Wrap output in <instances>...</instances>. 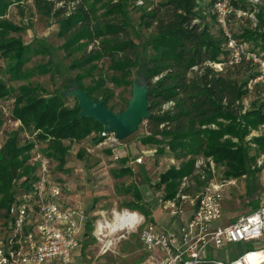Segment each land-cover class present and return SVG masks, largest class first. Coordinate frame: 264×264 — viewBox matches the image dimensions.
I'll return each instance as SVG.
<instances>
[{
	"label": "trees",
	"instance_id": "16d2710c",
	"mask_svg": "<svg viewBox=\"0 0 264 264\" xmlns=\"http://www.w3.org/2000/svg\"><path fill=\"white\" fill-rule=\"evenodd\" d=\"M12 1L0 0V17ZM32 1L36 9L50 13L59 23L58 35L64 39L62 48L67 54L81 51L73 62V67L82 70L75 78L77 85L90 98L101 99L113 109L109 105L113 92L108 85L132 87L137 66L138 45L126 19V2ZM55 1L63 3L53 8ZM138 1L132 2L141 8L140 22L149 30L143 41L148 53L142 76L148 88L150 116L143 120L147 128L141 143L154 145L160 154L165 148L170 150L179 163L160 174L157 186H164L163 197L174 196L180 179L193 171L195 159L200 156L212 157L223 166L225 177L250 175L249 162L264 152V136L251 138L256 142V155L250 154L242 139L264 124V86L257 84L248 89L247 82L256 71L247 61L228 64L230 52L216 22L213 1ZM233 4L235 8L253 11L257 23L248 28L242 27L243 19L237 26L231 20L229 29L239 42H250L251 48L264 56V9H255L246 0H233ZM101 9L102 13H98ZM17 31L10 21L0 18V60L6 61L0 69V102L11 112L0 116V134L8 132L0 147L1 224L11 221L7 209L12 202L34 200L37 152L46 155L49 163L55 160L57 168L62 169L69 150L64 141L79 142L92 132L98 133L96 142L103 141L102 125L92 118L79 117L77 101L69 106L62 92L44 96L23 85L11 89L9 83L24 76L30 50L19 36L10 34ZM217 63L221 69L215 67ZM84 77L90 80L88 85L81 81ZM248 95L255 99L246 105L244 98ZM116 104L121 111L128 99ZM16 120L21 121V128L30 130L32 140L3 129L5 123ZM134 196L137 202L142 198L136 191ZM125 206L147 213L134 202ZM85 228V234L91 233L90 221Z\"/></svg>",
	"mask_w": 264,
	"mask_h": 264
},
{
	"label": "rangeland",
	"instance_id": "374dc122",
	"mask_svg": "<svg viewBox=\"0 0 264 264\" xmlns=\"http://www.w3.org/2000/svg\"><path fill=\"white\" fill-rule=\"evenodd\" d=\"M121 1L126 2L124 4L126 19L130 24L132 39L138 45L134 82L140 83L143 82L142 65L146 62L148 53L143 43L146 37L144 35H147L149 30L140 22L141 8L136 7L133 0ZM246 2L250 3L249 0ZM62 3L63 1H55L53 8L59 7ZM102 11L103 9L98 13ZM0 18L7 19L19 29L10 34L19 36L23 43L29 44L30 49L23 68L24 76L20 80L10 82L11 89L14 91L18 86L23 85L34 89L36 94L44 96L62 92L68 105L74 106L77 101L75 97L65 94L66 91L79 87L75 78L82 70L73 67L75 65L73 62L79 57L81 51L77 50L67 54L62 48L64 39L58 35L59 23L55 18L50 13L36 9L32 0H13ZM240 23L242 27H254L248 17H244ZM238 24L239 22L234 25ZM5 63L4 59L0 60V69H3ZM81 81L84 85L90 82L86 77ZM108 86L113 92L109 105L113 106V110L117 112L119 107L116 103L130 98L131 86ZM254 99V96L248 95L244 101L248 105ZM7 113L10 115V108L0 102V116H5ZM21 127L20 120L10 121L3 125V129H10L9 132L16 131L19 136L32 140L30 130ZM146 128L145 122H141L136 131L125 139L119 140L120 143L115 149L103 142H96L95 137L98 133L94 132L79 142L64 141V144H69L64 167L58 169L55 160L50 163V178L56 181L62 189L56 201L61 204L65 203L67 207L80 206L87 219L91 218V213L96 209L121 208L126 207V203L134 202L146 210L147 213L143 215L155 223L158 228L167 225L166 228L175 230L181 222H186L189 211H184L175 218L168 216L161 201L164 186H157L160 174L169 166H178L179 163L174 159L170 150L165 148L164 153L160 154L155 152L154 145L141 143V138L146 135ZM7 133L4 131L0 134V147ZM256 136H264V124L260 125L257 130L247 133L242 139V142H247L250 154L255 155L258 152L254 150L256 142H253L251 138ZM232 140L236 142L237 138L234 137ZM116 153L119 154L117 160L114 159ZM258 157L256 156L249 162L251 174H243L237 178L225 177L224 167L216 165L217 177L235 180V183L228 186L226 192L221 193L223 206L221 223L232 222L258 205L260 184L263 181L257 162ZM138 158L141 159L140 162L136 161ZM198 189L199 187H195V190ZM135 191L142 196L138 202L134 196ZM85 229L84 227L78 234V245L72 252L77 258V264H140L146 258L137 234L133 233L128 238L122 239L110 251L102 254L92 234L85 236ZM257 247L260 246L252 245V242L230 243L222 248L214 249L211 257L224 259L229 255L232 258L247 248Z\"/></svg>",
	"mask_w": 264,
	"mask_h": 264
},
{
	"label": "built area",
	"instance_id": "2783aa9c",
	"mask_svg": "<svg viewBox=\"0 0 264 264\" xmlns=\"http://www.w3.org/2000/svg\"><path fill=\"white\" fill-rule=\"evenodd\" d=\"M212 1L216 22L225 38V48L230 52L228 64L247 61L256 71L247 82L248 89L257 84L264 86V56L251 48L250 42H239L229 29L231 20L239 21L244 17L255 26L254 12L235 8L233 0ZM249 2L255 9H264V0ZM215 67L221 69V64L217 63ZM100 135L103 136L101 142L112 149L120 143L114 133L102 130ZM260 157L264 159V152L257 159L263 177L258 205L224 224L221 223V193L226 192L235 180L217 177V164L212 157L196 158L193 171L180 179L174 196L162 197L170 218L187 210L190 212L186 222L172 230L156 227L142 212L127 207L96 209L90 219L80 206L63 207L56 201L62 189L50 178L49 158L37 152L34 160L39 169L34 200L30 202L29 198H24L12 202L7 209L11 221L0 223V264H77L72 252L87 221H90L91 234L102 254L122 239L137 234L146 253L140 264H264V160ZM118 158L119 154H114V159ZM195 187L199 189L195 190ZM237 242H252L260 247L247 248L232 258L229 255L224 259L211 257L214 249Z\"/></svg>",
	"mask_w": 264,
	"mask_h": 264
},
{
	"label": "water",
	"instance_id": "95a60500",
	"mask_svg": "<svg viewBox=\"0 0 264 264\" xmlns=\"http://www.w3.org/2000/svg\"><path fill=\"white\" fill-rule=\"evenodd\" d=\"M65 95L73 96L77 100L79 117H89L98 121L104 132L114 133L118 140L131 135L140 123L150 116L146 82L132 83L127 106L117 112L105 106L103 100L90 98L80 87L66 91Z\"/></svg>",
	"mask_w": 264,
	"mask_h": 264
},
{
	"label": "crops",
	"instance_id": "0c3cea01",
	"mask_svg": "<svg viewBox=\"0 0 264 264\" xmlns=\"http://www.w3.org/2000/svg\"><path fill=\"white\" fill-rule=\"evenodd\" d=\"M233 21L235 22V23H238V21L237 20H235V19H233ZM60 205H62L63 207H67V205L64 203V204H61V203H59ZM70 204V203H69ZM71 205V204H70ZM69 206V205H68ZM72 206V205H71ZM71 206H69V207H71ZM188 211V210H187ZM93 214V212L91 213V215ZM189 214H190V212H189ZM89 216V215H88ZM189 216V215H188ZM188 218V217H187ZM148 220V219H147ZM181 223H183V222H181ZM163 228H166L167 227V225H166V227L165 226H162ZM166 229H168V228H166ZM84 234H85V231H84ZM85 236H86V234H85Z\"/></svg>",
	"mask_w": 264,
	"mask_h": 264
}]
</instances>
